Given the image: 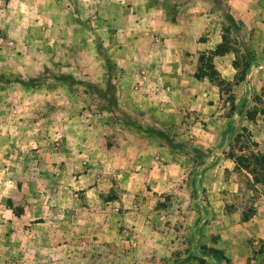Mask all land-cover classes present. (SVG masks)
Segmentation results:
<instances>
[{"label":"crops","instance_id":"crops-1","mask_svg":"<svg viewBox=\"0 0 264 264\" xmlns=\"http://www.w3.org/2000/svg\"><path fill=\"white\" fill-rule=\"evenodd\" d=\"M1 10L19 19L10 17L4 27L23 32L29 52L23 58L31 60L19 67L23 77L39 76L45 63H57L53 70L60 76L101 91L109 77L122 114L143 129L177 127V140L205 156L190 184L186 154L158 136L104 113L76 112L66 90L46 95L38 86L20 88L24 135L0 137V158L9 164L0 163V190L11 184L1 175L18 170L11 161L17 149L35 152L38 171L50 162L63 191L58 236L67 241L54 248L59 263L201 264L182 258L206 245L221 251L227 264H245L255 240L264 236V217L243 219V210H224L240 191L226 177L236 173L226 153L232 135L243 129L264 151V0H6ZM221 44L228 50L213 56L212 64L229 89L195 77L199 56ZM244 54L252 62L244 80L234 84L233 61ZM90 95L85 92L82 100ZM50 96L60 101L52 124L58 134L32 137L46 119L42 113L35 122L30 118ZM222 139L228 144L220 149ZM27 165L20 173H29ZM33 233L37 244L19 264H39L43 257L45 233ZM183 241L191 246L184 252ZM13 251L12 242L0 245V263ZM204 264L220 263L206 257Z\"/></svg>","mask_w":264,"mask_h":264},{"label":"rangeland","instance_id":"rangeland-1","mask_svg":"<svg viewBox=\"0 0 264 264\" xmlns=\"http://www.w3.org/2000/svg\"><path fill=\"white\" fill-rule=\"evenodd\" d=\"M5 2L6 0H0V88L13 87V89L8 90L4 88L0 94V137H22L24 135V132L20 129L21 118H18L23 110V107L20 105V88L22 87L26 89L31 87L34 89L38 86L46 91V95L54 94L56 90L63 89L68 91L69 96L73 98L77 106L76 112L86 111L93 116L103 115L102 113H104L105 118L110 117L113 120L125 117L118 109L115 110V107H117L116 99L109 103L107 99L98 98L94 94V96H88V100H82L84 93H90V91L80 80L57 74L53 70L57 63H45L44 69L39 76L23 77L19 72V67L22 69L23 67L31 65V60L23 58L24 54L29 53L24 48L25 45H22L21 35L23 32L20 29H6L4 27V21L10 19V17L11 19L13 18V21L19 20L14 14L7 15L2 12L1 9ZM32 32L36 34L38 31L34 29ZM33 49L32 47L31 53H33ZM223 87L224 89L230 88L228 85H224ZM109 93H114L113 83H111V91H108L107 94ZM230 97L231 95L226 96L225 100L230 99ZM57 101L59 99L50 96L44 109L34 111V116L30 118V121L33 120L35 122L38 113H42L43 118L46 120L43 130L38 133L33 132L32 137H37V134L38 137H53V134H58L56 133L57 131L54 133V127L52 125L54 121L53 115L60 109V103H57ZM258 102L262 103L263 101L259 99ZM254 112L248 113V116L250 115V118L254 117ZM130 127L134 128L132 126ZM157 130L176 143L178 152L186 154L187 181L190 184H194L197 173L195 166L201 162V153L197 152L189 141L180 142L177 140L179 134L177 127ZM235 135L236 133L232 135L230 145H233V137ZM227 144L222 139L218 148L221 149L223 145ZM239 145L236 144L235 149ZM249 150H251V147ZM13 154L15 153L13 152ZM16 154L18 157L16 156L11 161L15 162L13 163L15 166L18 165V170L13 173L1 175L6 182H10L11 184L3 183L4 188L0 190V245H4L6 242H12L14 249L12 257L10 259L8 258L4 263L19 264L23 259L22 254L27 249L32 251L36 246L37 238L33 231L36 232L38 230L45 233V237L43 238L44 251L43 254H39L43 257L39 264H60L59 262H63V260L58 258L57 250L54 248L66 242L67 239L58 236L60 225L58 221L61 215L59 202L63 192L57 188L58 175L54 172V168L49 165L50 162L47 161H45L43 170L38 171L35 169L36 156H34L35 152L31 151V149L25 154L17 149ZM23 154L25 158H22ZM0 163L6 166L9 165L4 160L2 161V158H0ZM22 164L29 166V173H20ZM226 177L238 182L240 191L229 203L225 204L224 210L227 213L238 211L240 213V210H243L244 216L240 213L243 219L254 213H260L264 217V201L260 197L263 191L262 189H264V184L253 185L252 176L246 172L239 173L236 171L233 175H227ZM61 179H65L64 175H61ZM25 180H27L26 183H24ZM76 196L80 197L81 195ZM212 240L215 242L216 237H213ZM255 241L254 249L245 264H264V236ZM183 244L184 246H182L181 251L184 252L190 249V243L183 241ZM176 252L177 255L180 253L178 251ZM206 257L220 264H227L229 262L221 251L211 246L207 247L206 245L201 247L199 254L190 253L182 259L185 261L194 258L201 264H204Z\"/></svg>","mask_w":264,"mask_h":264},{"label":"trees","instance_id":"trees-1","mask_svg":"<svg viewBox=\"0 0 264 264\" xmlns=\"http://www.w3.org/2000/svg\"><path fill=\"white\" fill-rule=\"evenodd\" d=\"M228 48L225 44H221L215 50L205 54H201L198 59V66L195 72L196 78H204L207 77L210 81L216 83L219 86L228 85L229 83H224L215 71L212 64V57L218 54H222L227 51ZM252 62V58L249 54L242 55L239 60L233 61L234 67L237 69L234 84L244 80L246 72ZM84 86L93 94H95L98 98L107 99L109 103L115 100L114 93L107 94L108 91H111V81L108 77L106 81V88L104 91L99 90L95 86L85 83ZM107 102V103H108ZM108 103V104H109ZM117 110V107H115ZM250 117V115H249ZM126 125H130L136 129V131L143 132L149 136H158L170 149L177 151L176 143L158 131L157 129L149 128L143 129L141 126L136 124L127 116L121 117L116 120ZM240 144L237 149H235V145ZM251 147V150L249 148ZM248 150V151H246ZM201 156V162L205 159L203 154ZM226 157L233 159L235 162L234 170L240 172H246L252 176V184L254 185H262L264 184V151H260L258 149V144L251 140V135L247 132L246 129H243L241 132L236 133L233 137V145H230L228 152L226 153ZM262 194L260 197L264 200V189H262Z\"/></svg>","mask_w":264,"mask_h":264}]
</instances>
